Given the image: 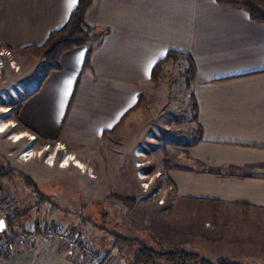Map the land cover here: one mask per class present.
Instances as JSON below:
<instances>
[{"label":"crops","instance_id":"0c3cea01","mask_svg":"<svg viewBox=\"0 0 264 264\" xmlns=\"http://www.w3.org/2000/svg\"><path fill=\"white\" fill-rule=\"evenodd\" d=\"M76 3L0 0L1 49L21 53L42 44ZM85 21L106 33L61 55L60 69L21 104L19 122L44 143L91 147L109 141L127 115L136 118L157 62L169 50L188 54L201 132L179 144L177 166L165 172L173 194L164 214L176 222L192 219L196 230L192 235L190 225L192 236L172 246L211 261L254 256L248 254L253 247L217 235L220 228L232 231L237 218L264 231V23L216 0H91ZM117 153L107 149L88 159L105 171ZM107 256L106 264H114L115 255ZM0 264L88 263L78 251L39 241L13 244Z\"/></svg>","mask_w":264,"mask_h":264},{"label":"rangeland","instance_id":"374dc122","mask_svg":"<svg viewBox=\"0 0 264 264\" xmlns=\"http://www.w3.org/2000/svg\"><path fill=\"white\" fill-rule=\"evenodd\" d=\"M185 63H167L161 79L141 94L136 118L127 115L108 133L114 135L112 139L109 135V141L91 147L66 146L44 143L15 121L20 100L41 84L45 63L31 50L0 54V167L6 166L8 173L0 181V194L8 202L9 215L16 210L22 213L14 224L16 230L69 232L115 255L114 264H133L139 244L165 251L173 248V241L185 242L194 235V220L176 222L164 214L173 194L165 172L177 166L174 156L179 144H189L197 136L190 107L192 84L181 71ZM87 149L96 155L100 151L104 155L107 149H120V153L113 154L104 171L88 159L92 153ZM156 189L161 191L152 196ZM119 198L126 199V205ZM236 220L232 231L220 228L217 237L254 248L248 252L254 256L235 262L264 264V231L243 218ZM188 228L192 235H187Z\"/></svg>","mask_w":264,"mask_h":264},{"label":"trees","instance_id":"16d2710c","mask_svg":"<svg viewBox=\"0 0 264 264\" xmlns=\"http://www.w3.org/2000/svg\"><path fill=\"white\" fill-rule=\"evenodd\" d=\"M216 1L217 3L224 6L241 9L245 11L253 21L264 23V0ZM90 3L91 0H77V3L73 10L70 12L66 22L60 28L52 30L42 44L27 47V49L31 50L32 55L36 59H39L45 63L46 71L42 80H44L50 72L60 69L59 60L64 52L73 48L87 45L89 40L93 37H96L99 40V38H101L106 33V30L96 33L95 27L89 25L85 21V13ZM88 52H90V49L88 50ZM177 60H184L186 62L185 65L182 66L181 71L187 78V82L189 84H192L194 78V64L192 62V59L188 54L175 50H169L166 56L157 62L152 70L150 82H158L163 76L164 68L166 67L167 63H173ZM39 87L40 85L38 86V88ZM38 88L36 90H38ZM30 95L31 94H27L20 100L15 112V121H17V124H20L24 130L30 129L19 122L18 110L21 104ZM140 97L141 95L139 96L137 105L135 107L138 106ZM190 98V107L193 110L192 119L197 125V130L201 132L199 124L197 123L198 108L194 95L191 94ZM199 136L196 137L195 140H197ZM5 168L6 166L0 167V181L2 179H6V177L8 176ZM119 199L121 200V202H123L124 205H126L124 202L126 199ZM127 206H129V204ZM20 215H22V213L16 210L7 217V229L9 231L16 230L17 227L14 224L17 221V217ZM37 229L39 228L37 227ZM107 255L108 253H106V256ZM159 260H162L167 264H241L229 259H218L216 261H211L205 257L200 256L198 253L186 250L181 247H173L165 251H160L143 244H139L136 254L134 255L133 264H156V261Z\"/></svg>","mask_w":264,"mask_h":264},{"label":"built area","instance_id":"2783aa9c","mask_svg":"<svg viewBox=\"0 0 264 264\" xmlns=\"http://www.w3.org/2000/svg\"><path fill=\"white\" fill-rule=\"evenodd\" d=\"M0 54L10 56L11 50H2ZM144 184L147 185L145 182ZM143 189L146 191L148 188L144 187ZM159 191H161V189H156L151 192V195L155 196ZM159 202L162 204L163 200H160ZM8 216V202L4 201L0 194V219H2L6 225L5 231H3L0 238V255L7 254L9 249L15 243L35 245L39 241H47L60 243L63 247L70 251H78L82 254L88 264H106V254L103 251L92 247V245L83 238L79 239L76 235L69 232L52 229H46L42 232L34 229L9 231L7 229L6 221Z\"/></svg>","mask_w":264,"mask_h":264},{"label":"snow or ice","instance_id":"6c2138e0","mask_svg":"<svg viewBox=\"0 0 264 264\" xmlns=\"http://www.w3.org/2000/svg\"><path fill=\"white\" fill-rule=\"evenodd\" d=\"M71 3L72 4H75L76 3V0H71ZM2 228H3V222L0 221V229H2Z\"/></svg>","mask_w":264,"mask_h":264},{"label":"water","instance_id":"95a60500","mask_svg":"<svg viewBox=\"0 0 264 264\" xmlns=\"http://www.w3.org/2000/svg\"><path fill=\"white\" fill-rule=\"evenodd\" d=\"M0 221L3 222V228L0 229V233H1V232L5 231L6 225H5V222L2 219H0Z\"/></svg>","mask_w":264,"mask_h":264},{"label":"bare ground","instance_id":"6f19581e","mask_svg":"<svg viewBox=\"0 0 264 264\" xmlns=\"http://www.w3.org/2000/svg\"><path fill=\"white\" fill-rule=\"evenodd\" d=\"M66 164V163H65ZM76 164H79V163H76Z\"/></svg>","mask_w":264,"mask_h":264}]
</instances>
